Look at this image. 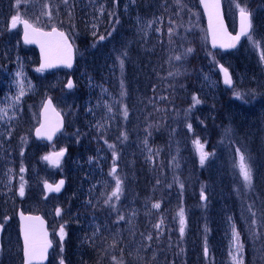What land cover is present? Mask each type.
Listing matches in <instances>:
<instances>
[{
	"label": "rangeland",
	"instance_id": "rangeland-1",
	"mask_svg": "<svg viewBox=\"0 0 264 264\" xmlns=\"http://www.w3.org/2000/svg\"><path fill=\"white\" fill-rule=\"evenodd\" d=\"M48 1L0 0V222H3L5 227L0 239V264H17L18 261L19 248L14 234L15 228L11 224V221L15 220L18 206L25 212L41 213L50 223L57 243L61 242L59 232L62 224L65 232L63 244L78 241L76 234L89 239V242L84 241L82 244L88 243L90 247H79L77 253L80 254L73 258V264H86L81 258V253L85 248L91 250L100 244L105 247L102 253L105 257L96 260H109L112 261L111 264H180L178 261H171L166 254L161 255L153 245H147L145 239L143 241L134 234L132 221L136 219L138 209L133 201V163L125 143H104L105 149L97 151L107 166L105 172L86 169L82 164L75 163L74 157L66 161L65 159L69 157L67 156L55 168L50 167L44 158L50 152L67 146L73 145V148L77 149V145L73 144V138L77 136L79 139L80 136L75 124H71L72 131L61 134L54 145L29 144L30 133L38 122V111L47 93L55 94L57 103L63 106L66 113L65 102L69 96L68 93L60 92L58 88L64 85L67 76L63 71L40 73L35 66H31L34 61L33 51L21 46L19 32L9 30L8 25L12 16L19 15L21 18L22 15H28L33 24L43 28L51 27L55 14L48 8ZM134 2L135 0L125 1L126 10L130 14L134 12ZM223 2L225 17L231 29L235 25L236 13L239 12L237 5L247 8L251 13L253 25L252 39L246 38L236 51L229 54H214L209 51L204 21L196 2L183 0L178 2L176 9L179 16L176 26H180L178 35L182 37L193 33L194 45L191 46L189 57L199 60L192 70L193 90L184 94L191 100L184 117L188 132L190 133L197 125H203L213 119V101H218L220 96L227 99V106L221 114L223 121L219 126L222 130L216 136L217 141L209 151L204 149L213 155H210L203 164L206 178L198 190V197L202 191L206 197L202 201L205 204L204 211L199 213L201 217L198 216L201 220L199 231L192 223L193 220H189L183 211L185 224L182 235L185 236V242H182V248L184 255L187 256L186 260L183 259V264H233L230 255L235 254L232 217L241 222L240 233L247 249L244 248L245 258L248 259L246 264H264V238L259 236V231L264 235V223L263 227L258 229L260 220L264 222V212L259 211L257 217H254L252 212L250 215L249 212L256 207L258 209L264 207V59L261 58L264 54V0ZM183 5H186V10ZM133 21H137V28L140 30V20ZM253 41L259 43L254 44ZM186 49H189L188 45ZM182 50L185 51L184 45ZM177 56L178 53H175L174 60L180 61L181 59H176ZM219 63L232 77L233 86L229 89L230 92H226L220 83L216 70ZM21 90L24 93L22 96ZM236 92L242 94V100L234 95ZM193 96L200 102L194 103ZM110 106L114 109L113 99L110 100ZM192 116L194 122L190 119ZM69 117L72 121V116ZM105 118V121L110 122L111 130L115 129L112 115L107 114ZM188 125H191V128ZM227 129L230 131L226 134ZM196 140L195 137L191 139V155L200 160L198 146L194 143ZM237 148L251 158L253 166L251 189L244 186L239 173ZM21 150L26 151V156L35 163L34 166L24 167ZM172 163L177 183L179 167L176 161ZM113 165L117 166L115 173L110 172ZM21 168L24 169L23 172ZM27 171L28 175L25 174ZM117 177L122 182L120 198L109 199ZM58 178L66 181L63 192L59 195L45 194L43 192L45 183H55ZM21 183L24 184L23 196L19 194ZM73 198L90 202L108 201L113 212L119 210L120 216L124 219L111 223V228L105 226L101 220L94 224L89 217L91 215L78 217L68 209V202ZM58 208L61 210L59 215L56 212ZM180 208L181 206H177L175 209L177 232H180ZM253 220L256 221L255 224L252 223ZM198 236L204 237L200 246L195 244ZM98 237L105 243L95 242ZM205 246L208 248L207 255L204 251ZM95 251L100 254V247ZM61 259L60 253L52 252L49 264H60ZM65 260L63 257L64 263Z\"/></svg>",
	"mask_w": 264,
	"mask_h": 264
},
{
	"label": "trees",
	"instance_id": "trees-1",
	"mask_svg": "<svg viewBox=\"0 0 264 264\" xmlns=\"http://www.w3.org/2000/svg\"><path fill=\"white\" fill-rule=\"evenodd\" d=\"M125 1H48V8L55 14L51 25L67 32L76 48L72 72L75 89L68 93L66 113L63 106L61 109L67 120L66 131L71 132V124H75L80 138H73L77 149L73 145L66 148L75 163L101 169L105 166L97 151L105 149L104 143H125L133 163V201L138 208L132 221L134 234L145 239L147 245H153L161 255L183 264L187 257L182 248L185 236L176 230L175 209L181 206L199 231L198 216L205 208L198 197L199 187L206 178L205 169L191 155V139L195 137L207 147L216 143L227 99L220 96L218 101H213V119L189 133L184 117L190 99L184 94L192 89V70L199 60L189 57L190 52L186 51L187 45L189 48L194 45L193 33L178 35L176 9L183 0H135L133 14L127 12ZM135 19L140 20V30ZM101 36L105 38L101 40ZM175 53L181 57L180 61L174 60ZM139 93H143L142 98ZM50 95L55 99L54 93ZM111 99L117 104V111L110 107ZM128 108L136 111L141 108L142 114L125 116ZM107 114L112 115L113 130L110 122L105 121ZM190 119L194 122L193 116ZM30 144L36 143L30 140ZM22 153L27 165L26 152ZM173 161L179 167L180 183H176ZM157 203L160 207L154 208ZM68 209L78 217L87 214L91 220L109 224L115 218L111 206L103 200L73 198ZM240 223L232 217V233L234 228L240 233ZM202 239L203 236H198L196 246H200ZM240 239L244 244L241 233ZM245 249L243 264L248 260ZM111 263L94 258L87 261V264Z\"/></svg>",
	"mask_w": 264,
	"mask_h": 264
},
{
	"label": "snow or ice",
	"instance_id": "snow-or-ice-1",
	"mask_svg": "<svg viewBox=\"0 0 264 264\" xmlns=\"http://www.w3.org/2000/svg\"><path fill=\"white\" fill-rule=\"evenodd\" d=\"M201 3L204 4L205 6V10L208 12L209 15V27L210 29H212V20H213V9L218 7V0H201ZM239 8V13H240V32L235 35V36H230L229 37V42L227 43H222L221 47H225V48H234L236 46V42L240 41L241 37H247L248 39H252L251 36V31L253 29V25L251 22V13L247 10L246 7H240L239 5H237ZM20 21V17L19 15H14L11 17V25L12 27H15L17 22ZM24 26H25V42H34L33 38L37 37V36H43V37H58L59 39H57L54 43V45L50 42V48L49 50L51 51L53 46L55 48V51L57 53V59H56V63H63L66 64L68 67H71V58H72V48L71 45L68 43L67 38L65 37V34L62 32H57V30L55 28L52 29L51 32H41L39 29H35L33 28L31 33L28 31V28L30 27L29 23L27 20L22 21ZM172 30L169 29V32H171ZM218 35V31L217 30H213V44L215 46L216 43V38ZM105 37L101 36L100 39L103 40ZM35 42H39L38 40H36ZM254 44L259 43L258 41H253ZM41 48H42V52L44 51V44H41ZM192 49L189 48L187 49V52H191ZM262 59H264V54H262ZM177 60L181 59V57L177 56L176 57ZM54 63L52 62V60L50 59V57L46 54L45 55V62L41 64L40 69H38V71H43L45 68L48 67H53ZM120 66L121 69H123L124 66V61L123 59L120 60ZM222 71L225 74V83L226 84H231L232 80L229 76L228 70L222 68ZM19 75V73L17 74ZM72 82L69 81L68 83V87L71 88ZM23 90H21L20 95L22 96ZM234 95L238 98V99H243L242 94L239 92L234 93ZM193 101L194 103H199V99L196 96H193ZM51 101L49 100L48 103L45 105V108L47 109L48 106H50ZM125 116H127V109H125ZM58 115V114H57ZM42 128L44 127L43 125L41 126ZM189 128H191V125H188ZM56 131H58V127H52L50 130L42 132L41 129H37V135H47L49 138H51V135L54 134ZM230 131V129L226 130V134ZM194 143L198 146V151L200 153V163L201 165L204 164L205 160L210 156L213 155V153H209L204 151V145L200 143L199 140L194 141ZM109 147H114L113 145H109ZM236 153H237V157H238V163H237V167L239 168V173L243 178L244 181V186L246 188H251L252 184H253V166L251 163V158L250 156H246V154L244 152H242L240 150V148L236 149ZM63 150L59 153H55V159L51 160V162L53 164H58L59 163V157L63 156ZM114 157H115V153H113ZM46 160L51 159L49 156L44 157ZM24 169L21 168V172H23ZM112 173L116 172V168L115 166H113ZM64 184V181L61 180L59 181V183H57L56 185H50L45 183V187L49 190V191H56L59 192L62 185ZM122 192V182L119 179V177L116 178V183H115V188L113 189L111 196L109 197V199H111L112 197H115L117 200H119L120 198V194ZM19 194L21 196L24 195V184L21 183L20 188H19ZM201 198L202 199H206V197L204 196L203 191L201 192ZM108 201H106L107 203ZM154 208H159L160 205L154 204L153 205ZM60 209L58 208L56 210L57 214H60ZM180 232L181 234H183L184 232V224H185V220H184V213H183V209L180 210ZM21 219L22 220H26V221H32V220H36L39 219L37 217H24L23 214H21ZM119 219H124L123 216H120ZM253 224L256 223L255 220L252 221ZM3 226L0 225V228H2ZM23 235H24V248H23V254H24V264H33L34 261H38L43 259L46 256L47 250L49 247H51V242L47 240V236L46 234L44 235L43 239H38L37 238V230L36 228L31 225H24L23 226ZM60 240H61V250H63L62 248V242L65 236V232H64V226L62 225L60 227ZM149 239H151V237H149ZM233 239L235 241V254H231L232 255V261L233 264H243V255H244V244L240 239V233L237 232L235 230V228L233 229ZM205 255H207L208 253V248L207 246H205ZM115 259V258H114ZM60 264H64L63 259H61Z\"/></svg>",
	"mask_w": 264,
	"mask_h": 264
},
{
	"label": "water",
	"instance_id": "water-1",
	"mask_svg": "<svg viewBox=\"0 0 264 264\" xmlns=\"http://www.w3.org/2000/svg\"><path fill=\"white\" fill-rule=\"evenodd\" d=\"M199 6H200V9H201V12H202V15H203V19H204V25H205L206 37H207V44H208L209 49L211 51H221V52H232V51H234L238 47V45L240 44L241 40L244 37H241L240 41L236 42V46L234 48L221 47V44L229 42V37L230 36H235V35H237L240 32V13H237V15H236V22H235V30H234V32H230L228 27H227V24L225 22L224 16H223L221 2H220V0H218V7L213 9L212 29H210V27H209V23H210L209 15H208V12L205 10L204 4L201 3V0H199ZM22 21H24V20L20 21L21 31H22L21 41H22V43L24 45L32 46V47H34L37 50V53H38V56H39L38 68L40 69L41 64L45 62V55L47 54L50 57V59L52 60V62L54 63V66L45 68L44 71H52V70L59 69V68L65 69L66 71H71L72 68H73V65H74V48L71 45L70 41L68 40L67 36L65 35V37L67 38L68 43L71 45V48H72L71 67H68L66 64H63V63H56L55 62L56 59H57V53L55 51L54 46H53L51 51L49 50L50 42L54 45L55 41L57 39H59L58 37H55V36H53V37L37 36V37L33 38L34 42H30V43L25 42V26H24ZM29 25H30V27L28 28V31L30 33H31L33 28L39 29V28L33 27L30 23H29ZM11 28H13L12 25H11ZM52 29L53 28H51L49 30H42V29H39V30L41 32H51ZM56 30H57V32H61L58 29H56ZM213 30H217L218 31V35H217V38H216L215 46L213 44ZM36 40H38L39 42H35ZM41 44H44V51L43 52H42ZM222 68H224L222 65H220V64L217 65V70H218V72L220 74L221 83H222V85L224 87L230 88L232 83L230 85L225 83V74L222 71ZM69 81H71L72 85H73L71 88L68 87ZM64 88L67 91H69V90L74 88V83H73L72 78H68L67 83L65 84ZM49 100H50L49 98H46L43 101L41 109H40V112H39V123L34 128L33 134H32L33 138L35 140L44 141V142H46L48 144H50L54 140V138L58 135V133H60L62 131L63 124H64L61 114L55 109V107L53 106V103H52L51 100H50L51 101L50 106H48L47 109L45 108V105L48 103ZM42 125L44 126L43 128L41 127ZM52 127H58V131H56L54 134H52L51 138H49L47 135H37V129H41L42 132H45V131L50 130ZM59 152H61V151H56V152H53V153H51L49 155V157L51 158V159H49V162L52 165H54V166H56L57 164H53L51 162V160L55 159L56 157H55L54 154L55 153H59ZM63 153H64L63 156H65L66 155V151L63 150ZM63 156L59 157V159L62 158ZM61 180H63V179H59L56 182V184L59 183V181H61ZM64 186H65V181H64V184L62 185V187H61L59 192L49 191L46 187H44V188H45V190L47 192L60 193L63 190ZM21 214H23L24 217L31 216V217H37L39 219L32 220V221L22 220L21 219ZM17 219L19 221L20 240H21V244H22V257H23V263L22 264H24V254H23L24 235H23V230H22L23 226L24 225H28V224L33 225L36 228V230H37V238L38 239H43L44 235L46 234L47 240L49 241V234H48V232L46 230V222L44 221V219L40 215L25 214V213H22L20 210H18ZM49 248H48V250H49ZM48 250H47V252H48ZM46 261H47V253H46V256L43 259L38 260V261H34L33 264H46Z\"/></svg>",
	"mask_w": 264,
	"mask_h": 264
},
{
	"label": "bare ground",
	"instance_id": "bare-ground-1",
	"mask_svg": "<svg viewBox=\"0 0 264 264\" xmlns=\"http://www.w3.org/2000/svg\"><path fill=\"white\" fill-rule=\"evenodd\" d=\"M101 242V243H105L104 241H101V240H99V238H98V240L96 241V242ZM98 247H100V251H101V253L100 254H98L96 251H95V249L96 248H98ZM92 250V252L94 253V255H95V260L96 259H98V258H100V257H102V256H104L105 257V254H102L103 253V251L105 250V247H104V245H98L97 247H94L93 249H91ZM103 258V257H102Z\"/></svg>",
	"mask_w": 264,
	"mask_h": 264
}]
</instances>
